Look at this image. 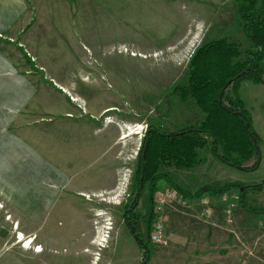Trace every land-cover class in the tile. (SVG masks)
Segmentation results:
<instances>
[{
	"label": "rangeland",
	"instance_id": "374dc122",
	"mask_svg": "<svg viewBox=\"0 0 264 264\" xmlns=\"http://www.w3.org/2000/svg\"><path fill=\"white\" fill-rule=\"evenodd\" d=\"M237 7L88 0L62 44L36 58L0 39V264H186L188 250L196 257L207 248L232 264H264V84L247 76L235 90L258 139L255 170L222 163L210 143L195 167L159 170L191 194L241 187L203 195L216 202L209 217L197 204L166 203L149 219L150 195L172 188L159 179L149 194L138 168L149 126L176 133L205 118L174 95L195 50L227 39L240 44L234 61L245 60L251 47ZM258 71L264 80V56ZM224 197L235 204L226 227ZM155 220L163 245L150 240Z\"/></svg>",
	"mask_w": 264,
	"mask_h": 264
},
{
	"label": "trees",
	"instance_id": "16d2710c",
	"mask_svg": "<svg viewBox=\"0 0 264 264\" xmlns=\"http://www.w3.org/2000/svg\"><path fill=\"white\" fill-rule=\"evenodd\" d=\"M237 2L241 29L251 50L245 51L243 62H235L241 54L240 44L219 39L206 42L192 54L188 62L187 83L176 86L174 95L183 102L194 101L205 118L199 125L176 133H162L148 127L142 139L138 168L142 182L151 181L149 194L155 190L159 179H164L169 187L188 199L203 195L218 196L231 188L240 187L232 184L218 188L203 187L191 194L178 187L169 176L159 173L161 167L169 164L176 169L195 167L200 162L197 150L209 143L214 156L228 166L255 170L258 164V139L235 90L238 82L247 76L264 84L258 71V62L264 56V0ZM228 90L232 92L231 96ZM252 157L256 158L254 164L242 166ZM152 197L153 194L150 195L151 220L154 215Z\"/></svg>",
	"mask_w": 264,
	"mask_h": 264
},
{
	"label": "crops",
	"instance_id": "0c3cea01",
	"mask_svg": "<svg viewBox=\"0 0 264 264\" xmlns=\"http://www.w3.org/2000/svg\"><path fill=\"white\" fill-rule=\"evenodd\" d=\"M84 1L88 0H0V39L16 43L36 58L45 47L62 44L63 33L72 29ZM185 255L186 264H232L227 255L208 248L196 257L190 250Z\"/></svg>",
	"mask_w": 264,
	"mask_h": 264
},
{
	"label": "built area",
	"instance_id": "2783aa9c",
	"mask_svg": "<svg viewBox=\"0 0 264 264\" xmlns=\"http://www.w3.org/2000/svg\"><path fill=\"white\" fill-rule=\"evenodd\" d=\"M232 200V199H231ZM153 213L154 215L158 214L163 206L166 203H181L184 206H189L197 204L201 207V212L205 217H209L211 214L210 208L216 203L211 198L206 196H201L199 198L188 199L183 197L181 194L177 193L173 189H167L163 192H156L153 196ZM223 202L227 201L224 197ZM226 206L223 210V224L224 226H231L234 222L233 211L235 209V204L233 202H225ZM152 235L150 237L151 243L155 245H163V235H162V226L160 222L156 220L153 222Z\"/></svg>",
	"mask_w": 264,
	"mask_h": 264
},
{
	"label": "bare ground",
	"instance_id": "6f19581e",
	"mask_svg": "<svg viewBox=\"0 0 264 264\" xmlns=\"http://www.w3.org/2000/svg\"><path fill=\"white\" fill-rule=\"evenodd\" d=\"M60 89H61V88H60ZM61 90H62V89H61ZM71 100H72V99H71ZM72 101L75 102L76 100L73 99ZM108 111H109V110H108ZM31 243H32V240H29L26 244H27V245H28V244L30 245ZM38 249H40V250H39V251L36 250V252H41V251H42L41 248H38Z\"/></svg>",
	"mask_w": 264,
	"mask_h": 264
},
{
	"label": "snow or ice",
	"instance_id": "6c2138e0",
	"mask_svg": "<svg viewBox=\"0 0 264 264\" xmlns=\"http://www.w3.org/2000/svg\"><path fill=\"white\" fill-rule=\"evenodd\" d=\"M40 249H37V251H39Z\"/></svg>",
	"mask_w": 264,
	"mask_h": 264
}]
</instances>
